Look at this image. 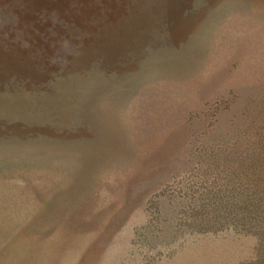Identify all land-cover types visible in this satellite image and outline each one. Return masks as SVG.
<instances>
[{
    "label": "rangeland",
    "instance_id": "1",
    "mask_svg": "<svg viewBox=\"0 0 264 264\" xmlns=\"http://www.w3.org/2000/svg\"><path fill=\"white\" fill-rule=\"evenodd\" d=\"M0 264H264V0H0Z\"/></svg>",
    "mask_w": 264,
    "mask_h": 264
}]
</instances>
